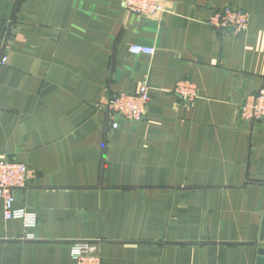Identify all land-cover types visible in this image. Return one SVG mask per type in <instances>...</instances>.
Listing matches in <instances>:
<instances>
[{"label":"crops","instance_id":"crops-1","mask_svg":"<svg viewBox=\"0 0 264 264\" xmlns=\"http://www.w3.org/2000/svg\"><path fill=\"white\" fill-rule=\"evenodd\" d=\"M162 2L139 18L123 0H0V160L28 165L14 208L35 220L0 203V264H75L85 242L102 264H260L264 119L240 111L264 81V0ZM223 7L248 13L243 34L206 25ZM142 83L144 116L111 128L104 102Z\"/></svg>","mask_w":264,"mask_h":264},{"label":"built area","instance_id":"built-area-1","mask_svg":"<svg viewBox=\"0 0 264 264\" xmlns=\"http://www.w3.org/2000/svg\"><path fill=\"white\" fill-rule=\"evenodd\" d=\"M123 8L127 15L136 17L160 18L165 12L162 0H123ZM249 22V15L241 9L230 7L210 9L205 20L206 25L215 31L243 34ZM5 42L0 35V65L6 64ZM132 55H152L154 49L143 45L130 46ZM173 93L180 99L182 105L191 107L197 98V90L187 80L179 81ZM150 101L149 88L145 83L139 85L131 93H118L108 98L102 105L105 115L112 118L111 128L119 127V120L138 122L144 116L147 103ZM241 118L257 122L264 119V81L261 88L253 94H248L242 101ZM29 167L24 162L11 159L0 160V203L5 220H22L26 230H31L35 220L29 217L25 209H15V193L27 187ZM71 255L75 264H102L97 243H75Z\"/></svg>","mask_w":264,"mask_h":264},{"label":"water","instance_id":"water-1","mask_svg":"<svg viewBox=\"0 0 264 264\" xmlns=\"http://www.w3.org/2000/svg\"><path fill=\"white\" fill-rule=\"evenodd\" d=\"M260 242L262 243V246L258 249V262L260 264H264V216L262 219V224H261V231H260Z\"/></svg>","mask_w":264,"mask_h":264}]
</instances>
